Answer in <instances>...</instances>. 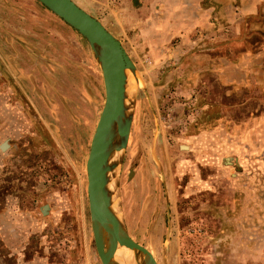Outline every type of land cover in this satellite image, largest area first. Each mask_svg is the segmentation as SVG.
I'll return each mask as SVG.
<instances>
[{"label":"rangeland","instance_id":"1","mask_svg":"<svg viewBox=\"0 0 264 264\" xmlns=\"http://www.w3.org/2000/svg\"><path fill=\"white\" fill-rule=\"evenodd\" d=\"M114 1L78 0L136 69L111 183L126 232L157 264H264V34L228 10L222 33L146 34L145 10L118 1L114 13ZM103 103L86 41L35 0H0V217L13 245L0 242V264L13 250L100 264L85 163Z\"/></svg>","mask_w":264,"mask_h":264},{"label":"water","instance_id":"2","mask_svg":"<svg viewBox=\"0 0 264 264\" xmlns=\"http://www.w3.org/2000/svg\"><path fill=\"white\" fill-rule=\"evenodd\" d=\"M35 1L86 41L101 71L104 103L85 163L89 222L98 260L100 264H117L114 255L124 247L133 251L136 264H157L145 247L130 238L112 199L113 174L127 145L132 123V94L127 95L126 86L129 72L135 75V66L121 42L72 0ZM133 5H137V0H133ZM1 149H5V143ZM113 153H118L119 157L111 162Z\"/></svg>","mask_w":264,"mask_h":264},{"label":"crops","instance_id":"3","mask_svg":"<svg viewBox=\"0 0 264 264\" xmlns=\"http://www.w3.org/2000/svg\"><path fill=\"white\" fill-rule=\"evenodd\" d=\"M72 1L84 11H88L87 7L78 2V0ZM118 1H120L121 4L126 5L128 2L132 3L133 0ZM118 1H114V3H116L114 13L119 11L120 6L118 5ZM137 2V4L140 5L139 10H141V12L145 10L146 13L143 20L141 21V23L145 25L144 32L146 34H161V32L170 34L183 33L198 35L212 32L222 33L227 31V29L222 30V28L227 26V10L229 11V14H231L230 12H234L233 18L243 20L244 18L247 19L255 16L261 7H264V0H138ZM122 7L125 8V6ZM90 15L98 19L97 15ZM165 17L170 18L169 21H172L170 22L172 29L170 26L168 30L164 29L165 26L167 27L169 24V22L164 23L165 20L162 18ZM102 25L104 24L102 23ZM104 27L106 26L104 25ZM106 29L121 42V39L118 38L114 32L109 30V28ZM237 32H239V24ZM1 221H3V219L0 217V242L1 244H4L2 248H7L6 251H8L12 249L13 245L9 246L7 244L8 234L5 232ZM6 244L8 245L7 247L5 246ZM7 253L8 254L6 257L12 259L11 264H70L66 257L58 258L57 260H50L49 257L35 256L27 260L24 259V256L21 254V252L17 253L13 250L10 251V254L9 252ZM88 254L89 252L87 251V255ZM88 257L90 260L89 255Z\"/></svg>","mask_w":264,"mask_h":264},{"label":"bare ground","instance_id":"4","mask_svg":"<svg viewBox=\"0 0 264 264\" xmlns=\"http://www.w3.org/2000/svg\"><path fill=\"white\" fill-rule=\"evenodd\" d=\"M132 81H133L132 78L129 76L127 79V86H126L127 87V90H126L127 94H132V92L134 90L133 89L134 83ZM118 157H119L118 153H113V155L110 158L111 162H114L115 160H117ZM114 261L117 264H136V259H135L133 251H130L129 249H126L124 247H120L116 251V253L114 255Z\"/></svg>","mask_w":264,"mask_h":264},{"label":"trees","instance_id":"5","mask_svg":"<svg viewBox=\"0 0 264 264\" xmlns=\"http://www.w3.org/2000/svg\"><path fill=\"white\" fill-rule=\"evenodd\" d=\"M262 18H264V10L261 8L255 16L246 19V21L248 20L247 22H249L250 24H255L254 34H258L260 37H262V35L264 34V20H262Z\"/></svg>","mask_w":264,"mask_h":264}]
</instances>
